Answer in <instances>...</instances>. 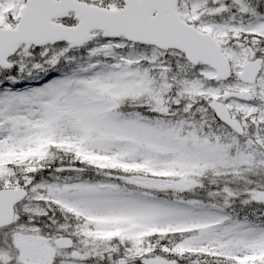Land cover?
Listing matches in <instances>:
<instances>
[{
	"label": "snow or ice",
	"instance_id": "snow-or-ice-1",
	"mask_svg": "<svg viewBox=\"0 0 264 264\" xmlns=\"http://www.w3.org/2000/svg\"><path fill=\"white\" fill-rule=\"evenodd\" d=\"M0 264H264V0H0Z\"/></svg>",
	"mask_w": 264,
	"mask_h": 264
}]
</instances>
